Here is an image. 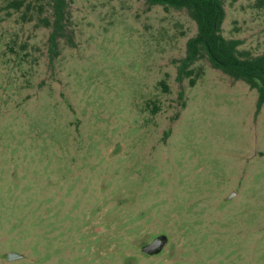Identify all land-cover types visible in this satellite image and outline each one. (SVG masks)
Returning a JSON list of instances; mask_svg holds the SVG:
<instances>
[{
  "label": "rangeland",
  "instance_id": "rangeland-1",
  "mask_svg": "<svg viewBox=\"0 0 264 264\" xmlns=\"http://www.w3.org/2000/svg\"><path fill=\"white\" fill-rule=\"evenodd\" d=\"M13 1L0 0V264H264V106L204 54L178 75L196 33L185 10L66 0L72 44L51 48L48 0ZM222 3L223 37L264 53V0Z\"/></svg>",
  "mask_w": 264,
  "mask_h": 264
},
{
  "label": "trees",
  "instance_id": "trees-1",
  "mask_svg": "<svg viewBox=\"0 0 264 264\" xmlns=\"http://www.w3.org/2000/svg\"><path fill=\"white\" fill-rule=\"evenodd\" d=\"M149 4L185 10L195 23L196 33L186 41L185 57L178 67V75L190 76L192 70L186 69L202 54L210 64L235 81L245 83L255 90V114L264 106V53L251 55L248 51L238 50L240 41L227 39L222 35L225 11L222 0H147ZM51 19H43V25L51 29L48 41L51 48L56 46L58 38H65L72 44L71 36L65 31L69 22L66 12V0H48ZM16 9L23 6L22 0L12 2ZM193 79L190 83L193 84Z\"/></svg>",
  "mask_w": 264,
  "mask_h": 264
},
{
  "label": "water",
  "instance_id": "water-1",
  "mask_svg": "<svg viewBox=\"0 0 264 264\" xmlns=\"http://www.w3.org/2000/svg\"><path fill=\"white\" fill-rule=\"evenodd\" d=\"M164 240L161 238H156L154 239L149 245L145 246L143 248L144 252H153V251H157L158 249L161 248V246L163 245ZM7 258L8 260H13V259H17L20 258V255L15 254V253H8L7 254Z\"/></svg>",
  "mask_w": 264,
  "mask_h": 264
}]
</instances>
